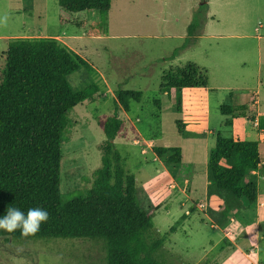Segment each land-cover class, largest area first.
Wrapping results in <instances>:
<instances>
[{"label":"rangeland","instance_id":"374dc122","mask_svg":"<svg viewBox=\"0 0 264 264\" xmlns=\"http://www.w3.org/2000/svg\"><path fill=\"white\" fill-rule=\"evenodd\" d=\"M99 18L97 10L67 12L58 0H0V80L11 38L59 35V40L92 67H81L71 74V85L76 90L93 84L98 87L93 100L79 103L68 114L62 136L63 201L85 194L93 186L106 140L99 120L117 112L122 128L114 143L127 173L136 178L140 206L148 211L156 202L175 207L170 213L163 207L154 212V233L166 236L165 247L154 257L161 264H208L199 258L207 255L210 240L217 238L206 214L207 202H202L206 196L208 145H215L219 133L237 137L233 127L225 125L232 115L220 110L223 103L231 104L230 92L243 87L246 81L259 86L264 95V70L257 77L259 64L264 67V0H112L107 34L90 36L78 26L81 21ZM193 22L198 27L189 36ZM177 48H181L179 54L170 59ZM189 62L200 66L208 77V86L194 92L207 94V99H200L203 102L205 98L211 110L208 128L214 133L208 140L179 133L177 120H186L204 131L206 116L187 119L185 111L178 112L175 101L160 90L164 72ZM121 90L142 92L140 101L130 100L129 111L118 102L116 93ZM186 109H190L189 104ZM238 120L249 129L238 138L257 139L254 126L243 118ZM154 145L180 147L182 162L161 160L152 150ZM171 183H177L176 190ZM179 187L185 188L188 196L200 199L199 203L195 200L200 205L196 211L191 207L197 206L187 202V210L193 215L186 222V207L182 210L181 202L188 197ZM170 188L172 198L181 195L177 206L164 197ZM248 240L243 242L248 244ZM105 244L104 239L0 236V264H107ZM227 248L220 242L210 254L213 261V256ZM260 258L264 264V255Z\"/></svg>","mask_w":264,"mask_h":264},{"label":"trees","instance_id":"16d2710c","mask_svg":"<svg viewBox=\"0 0 264 264\" xmlns=\"http://www.w3.org/2000/svg\"><path fill=\"white\" fill-rule=\"evenodd\" d=\"M67 12L97 10L98 20L81 21L90 36L108 33V13L112 0H58ZM62 21V19H61ZM198 24L189 26L193 36ZM181 48L174 50L175 58ZM81 67L92 69L79 53L56 37H14L8 43L6 64L0 80V217L8 208L27 213L40 207L49 213L34 235L24 238L19 229L0 230V236L13 238L104 239L107 264H161L154 254L164 248L166 236L155 235L154 212L140 206L136 178L127 173L114 140L122 128L117 112L99 120L106 140L102 144V165L94 172L93 186L69 201L61 190L62 136L68 114L79 103L93 100L97 85L76 90L69 76ZM208 77L196 63L171 67L163 73L160 90L184 112V90L206 88ZM119 104L130 110V100L140 101L141 91L121 90ZM222 114L231 115L234 107L223 103ZM196 115L187 114V119ZM231 119L225 121L232 124ZM184 137H205V132L186 120H177ZM264 128V117H260ZM203 133V134H202ZM203 135V136H202ZM158 158L168 163L182 162L180 147H152ZM261 166L260 141L216 136L207 162L208 214L221 227L232 213L249 224L257 205L258 181L253 173ZM253 264V263H251Z\"/></svg>","mask_w":264,"mask_h":264},{"label":"crops","instance_id":"0c3cea01","mask_svg":"<svg viewBox=\"0 0 264 264\" xmlns=\"http://www.w3.org/2000/svg\"><path fill=\"white\" fill-rule=\"evenodd\" d=\"M57 38H60L58 35ZM260 46V43H259ZM260 52V48H259ZM259 75L257 77H260L262 75V71L264 70L263 66H260L259 64ZM248 74H243V76H246ZM197 88L192 89H185L184 90V111L185 114L189 115H201L206 116L205 127V139H209L210 133H214V131H211L209 129V117L211 115V110L208 107L207 100V94L197 95L196 91ZM240 89V90H239ZM186 92H191V95L186 94ZM206 92V89L204 91ZM194 94V95H193ZM188 95V96H186ZM193 95V96H192ZM203 98V102L200 99ZM231 104L234 107V112L232 115V124H229L230 127H233V133L235 134V138H238L239 136L245 135V133L249 130L247 125L244 123L239 122V118H243L251 123L253 125V129L257 131V139L260 141V157H261V166L259 170L254 171L253 173L257 176L258 181V198H257V205L253 212V215L247 216L248 220L250 221L249 224L242 222L241 216L246 219L245 213L244 214H237L232 213L230 216V222L224 226L221 227L218 224L212 220L210 215L208 213V216L211 218V226L217 233V238L215 240H210L211 247L210 250H206L207 255H202L199 258L201 260H205L208 264H262L261 256L264 255V128H260L259 126V120L260 117H264V95L263 91L259 86L255 87L249 82L244 81V86L237 88L234 92H230L228 94ZM206 100V101H205ZM206 103V104H205ZM190 105V109H186V105ZM207 106V107H205ZM200 107V109H198ZM205 107V108H203ZM207 108V109H206ZM187 112V113H186ZM254 113V116L250 117V114ZM239 122V123H238ZM226 125V124H225ZM201 127V125H198ZM209 142V141H208ZM216 142V141H215ZM214 147L211 146L210 142L208 145V149ZM208 162V161H207ZM175 184L177 183H171V188L174 189ZM207 187H208V179L206 180V193H205V201H202L204 203L207 202ZM168 189L166 191L165 199L167 201H173L177 204L179 203V197L172 198L173 192L172 189ZM181 190V194L184 195L187 192H185V188L179 187ZM176 190V188L174 189ZM192 191V190H190ZM169 192V193H168ZM191 193V192H190ZM193 197V199L191 198ZM191 196H188L186 194L185 198L186 202H181V206L186 207V216L184 217V221L190 220L192 215L187 209L190 203H192L191 206L196 205L197 207H191L192 211H196V209L200 208L199 203L200 199H197L193 194ZM164 199V198H163ZM164 199V200H165ZM195 200L197 203H195ZM189 205L187 206V202H189ZM194 204V205H193ZM164 208L168 213L173 211L175 207L172 209L167 207V203L163 204V206H160V208ZM168 209H167V208ZM157 211V210H156ZM180 216V215H179ZM183 221V222H184ZM203 221V220H202ZM249 239L248 244L246 242H243V239ZM175 240V239H174ZM226 243L229 248L227 249H221L220 254L216 256H213L214 260L210 256L214 252V248L218 247L219 243ZM165 247V246H164ZM223 248V247H222ZM189 252V250H188ZM218 258V259H216Z\"/></svg>","mask_w":264,"mask_h":264},{"label":"clouds","instance_id":"9594fccd","mask_svg":"<svg viewBox=\"0 0 264 264\" xmlns=\"http://www.w3.org/2000/svg\"><path fill=\"white\" fill-rule=\"evenodd\" d=\"M48 219L49 213L40 207L30 208L26 214L17 208H8L0 217V230L12 233L19 229L21 236L27 238L34 236Z\"/></svg>","mask_w":264,"mask_h":264}]
</instances>
